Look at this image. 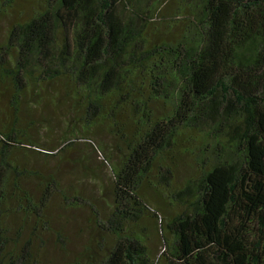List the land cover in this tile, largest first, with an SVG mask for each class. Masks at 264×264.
Returning <instances> with one entry per match:
<instances>
[{
    "label": "trees",
    "instance_id": "trees-1",
    "mask_svg": "<svg viewBox=\"0 0 264 264\" xmlns=\"http://www.w3.org/2000/svg\"><path fill=\"white\" fill-rule=\"evenodd\" d=\"M0 30V264L53 200L92 226L72 264H264V0H0ZM92 156L102 199L58 167Z\"/></svg>",
    "mask_w": 264,
    "mask_h": 264
},
{
    "label": "rangeland",
    "instance_id": "rangeland-1",
    "mask_svg": "<svg viewBox=\"0 0 264 264\" xmlns=\"http://www.w3.org/2000/svg\"><path fill=\"white\" fill-rule=\"evenodd\" d=\"M0 120L2 121V119ZM56 134L58 133L56 132ZM32 136L40 144L45 143V141L55 140V137L50 134H46L44 131L38 132L33 130ZM84 143V140L77 141L75 149L79 154H75L76 157L85 158V154L90 153V149ZM44 145H46V143ZM40 150L45 152L43 149ZM52 163L53 162L51 161L49 165H52ZM58 167L66 173L65 175H69L71 180L70 183L76 186L78 191L82 190L86 198L90 197V199L93 200L92 196H90L91 194L97 199L106 197L103 193V191H105L104 187L102 190L100 186H104L105 182H108L109 169L107 165H103L100 162V158L98 156L91 157L88 166L90 170L84 171L88 180H81L79 178L81 174V167H70L68 165H58ZM178 176L183 177V173L180 171ZM65 181L68 185L66 178ZM59 203L60 201L58 200L52 201L50 214L54 230L49 234H45L43 237L44 245L43 249L39 253L40 257L37 259V264H72L74 263V259L78 258V255L82 251L83 243L89 239H93V233L89 230L92 226H90L88 222L81 217L83 212L78 208H66V210L63 211L59 208ZM140 223L143 227L149 226L148 246L154 255H158L161 251L158 236L153 232L150 227L151 225L146 218L140 220ZM57 231L60 233L64 244L56 245Z\"/></svg>",
    "mask_w": 264,
    "mask_h": 264
}]
</instances>
